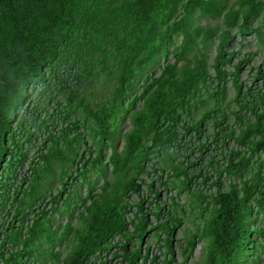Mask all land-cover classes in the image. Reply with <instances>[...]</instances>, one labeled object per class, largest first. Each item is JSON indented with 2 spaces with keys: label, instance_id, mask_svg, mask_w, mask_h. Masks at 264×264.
<instances>
[{
  "label": "trees",
  "instance_id": "trees-1",
  "mask_svg": "<svg viewBox=\"0 0 264 264\" xmlns=\"http://www.w3.org/2000/svg\"><path fill=\"white\" fill-rule=\"evenodd\" d=\"M263 66L264 0H0V264H264Z\"/></svg>",
  "mask_w": 264,
  "mask_h": 264
},
{
  "label": "rangeland",
  "instance_id": "rangeland-1",
  "mask_svg": "<svg viewBox=\"0 0 264 264\" xmlns=\"http://www.w3.org/2000/svg\"><path fill=\"white\" fill-rule=\"evenodd\" d=\"M248 39H250L249 43L247 45L243 46L244 48H242V50L243 51H246V50H252V51L258 50L259 48H258L256 36L251 35V36H249ZM262 60H263V58L261 56V52H256V53H254L253 55L250 56L249 62L246 65H244V67L242 68V70L239 73L240 74L239 75V79H241L244 82V85H246L247 83H251L252 82V79L250 78L251 72H252V70H250V66L260 64V63H262ZM227 83H228L227 97H229V96H231L233 94L234 87L231 85V81H228ZM255 83H257L259 85L260 81H256ZM154 185H155L156 189L158 191H160V197L162 199H164L166 197V192L164 191L163 186L159 185L157 183H155ZM169 193H171V192H169ZM181 200H183V199L180 198V201ZM150 219L153 220L152 217ZM199 220H200V218L196 219V221H199ZM189 225L191 227L192 223H189ZM181 236H182V230H180L179 228L176 229L173 245L175 247L176 260L179 261V262L183 259V256L180 253V248L178 246L179 241H181V240H179V239H181ZM146 242L150 244V256L156 253V254L159 255L160 258L164 257L163 254H162V251H164V249H165L164 247L160 248L154 242V240L147 239ZM116 250H118V249L115 248V249H112L111 252H109L108 254H103L102 257L96 259V263L97 264H113V263L116 264L118 259L117 258L111 259L112 253L114 251H116ZM199 250H200V244H198L197 246H195V248H193L192 255L187 259L185 264H193L195 259L199 258ZM105 259L107 261H105ZM99 260H101L102 262H99ZM146 264H156V263H152V262H150V260H147ZM157 264H161V262H158Z\"/></svg>",
  "mask_w": 264,
  "mask_h": 264
}]
</instances>
